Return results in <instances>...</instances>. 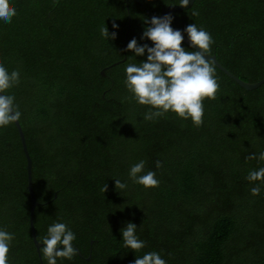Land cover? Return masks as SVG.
<instances>
[{"label":"trees","instance_id":"obj_1","mask_svg":"<svg viewBox=\"0 0 264 264\" xmlns=\"http://www.w3.org/2000/svg\"><path fill=\"white\" fill-rule=\"evenodd\" d=\"M141 1L0 0V89L33 160L43 263L264 264V83L153 28L185 0ZM170 21L264 78V0H195ZM30 204L0 98V264H41Z\"/></svg>","mask_w":264,"mask_h":264},{"label":"water","instance_id":"obj_2","mask_svg":"<svg viewBox=\"0 0 264 264\" xmlns=\"http://www.w3.org/2000/svg\"><path fill=\"white\" fill-rule=\"evenodd\" d=\"M136 1H138L139 3L142 4L141 0H136ZM194 2H195V0H185L182 3L170 4V5H167L166 7H164L162 9V11L160 12V16H159L160 25H161L160 29H158V27L156 26L155 20H154L152 14L149 13L153 28L155 30L160 31V32H168V33H171V34L177 36L184 43L188 44L189 46L194 48L198 53H200L201 56H202V60L211 61L215 66H217L219 69H221L224 73H226L229 77L234 79L238 84H240L245 89L253 90V89H256L259 86H261L264 83V78H262V79H260L259 81H256V82H248V81H245V80L239 78L234 73H232L230 70H228L224 65H222L220 63V61L217 59V56L215 54L210 53L207 50H205L202 46H200L198 43H196L194 40H192L190 37L185 35L183 32L179 31L177 28H175L172 25V23L170 21L171 13L174 12V11L186 10V9L190 8L194 4ZM127 7H128V0H127ZM131 23H132V17H131V14L129 13L128 23H127V30H126V33H125L124 49H126ZM125 60H126V57L121 59L120 61H117V62L113 63L112 65H116L118 63L124 62ZM101 72H102V74L105 73L104 70H102ZM0 98L3 101V103L6 105L9 113L11 114V116L14 119V122H15V124L17 126L18 131H19V135H20V138H21L23 150H24L25 155H26V159H27L28 192H29L30 197H31L30 226H31L34 243H35L36 250L38 252L41 264H44L43 260H42L41 251H40V248L43 245V243L39 242V240L37 239L36 229H35V225H34L35 208H36V206H38L40 204V202L37 200V197H36V194H35V190H34V187H33V172H32L33 171L32 170V168H33V160H32L30 151H29L28 146H27L26 136H25L24 130L22 128V125L20 123V120H19L14 108L12 107L11 103L9 102L8 98L2 92L1 89H0ZM54 249H57V248H54ZM90 258H91V256L87 257L86 259L90 260Z\"/></svg>","mask_w":264,"mask_h":264}]
</instances>
